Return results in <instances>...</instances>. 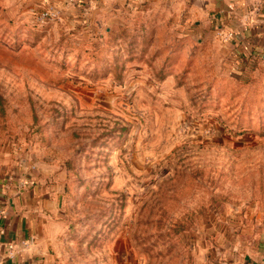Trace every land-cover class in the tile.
<instances>
[{
	"label": "rangeland",
	"instance_id": "rangeland-1",
	"mask_svg": "<svg viewBox=\"0 0 264 264\" xmlns=\"http://www.w3.org/2000/svg\"><path fill=\"white\" fill-rule=\"evenodd\" d=\"M87 4L0 0V166L60 192L40 264H218L264 227V64L169 1Z\"/></svg>",
	"mask_w": 264,
	"mask_h": 264
},
{
	"label": "crops",
	"instance_id": "crops-1",
	"mask_svg": "<svg viewBox=\"0 0 264 264\" xmlns=\"http://www.w3.org/2000/svg\"><path fill=\"white\" fill-rule=\"evenodd\" d=\"M41 1L57 6L65 2ZM88 1L89 8L99 9L144 0ZM166 1L183 9L180 36L208 40L214 54H225L239 71L252 63L264 64V0ZM59 202V189L52 183L4 174L0 166V264H40L59 215ZM242 233L230 236L220 254L226 258H219L218 264H264V227Z\"/></svg>",
	"mask_w": 264,
	"mask_h": 264
},
{
	"label": "built area",
	"instance_id": "built-area-1",
	"mask_svg": "<svg viewBox=\"0 0 264 264\" xmlns=\"http://www.w3.org/2000/svg\"><path fill=\"white\" fill-rule=\"evenodd\" d=\"M69 1H72V0H69ZM50 15H55V11L47 9V10L41 12L38 17L40 19H44L45 17L50 16ZM229 35H230V33H229Z\"/></svg>",
	"mask_w": 264,
	"mask_h": 264
}]
</instances>
